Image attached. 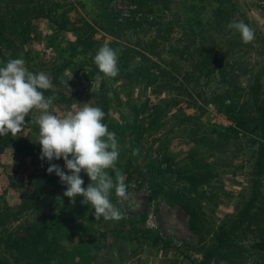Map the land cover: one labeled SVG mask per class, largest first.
I'll use <instances>...</instances> for the list:
<instances>
[{
    "label": "rangeland",
    "instance_id": "rangeland-1",
    "mask_svg": "<svg viewBox=\"0 0 264 264\" xmlns=\"http://www.w3.org/2000/svg\"><path fill=\"white\" fill-rule=\"evenodd\" d=\"M2 1L4 30L23 34H3L10 41L0 42V67L22 58L29 71L45 72L53 88L44 95L56 97L53 114L87 102L104 111L103 123L119 146L115 168L106 171L114 181L117 171L124 174L127 199L110 196L122 219L96 220L83 197L71 203L63 196L66 188L44 186L48 173L33 110L23 131L10 135L38 147L35 155L16 152L8 142L0 147V234L56 214L63 225L52 234L65 256L50 264H199L200 241L188 215L157 189L196 197L208 228L233 221L247 201L260 108L264 112V0H33L29 14L13 23V11L25 0ZM232 21L251 27L254 40L244 44L227 28ZM90 40L98 42L89 46ZM104 44L119 50L114 78H103L93 61ZM202 45L217 58L205 77L197 66ZM144 57L150 59L147 72L136 69ZM154 62L171 76L159 75ZM258 75L256 106L247 89ZM238 111L251 121L248 131L234 122ZM245 233L246 253L253 251L245 264H264V242L251 247L253 234ZM0 256L10 264L26 262Z\"/></svg>",
    "mask_w": 264,
    "mask_h": 264
},
{
    "label": "clouds",
    "instance_id": "clouds-1",
    "mask_svg": "<svg viewBox=\"0 0 264 264\" xmlns=\"http://www.w3.org/2000/svg\"><path fill=\"white\" fill-rule=\"evenodd\" d=\"M227 28L239 33L244 44L255 38L254 30L243 21H232ZM118 51L104 44L96 52L93 61L103 78L118 75ZM51 88L49 76L43 71H29L22 58L10 59L0 67V136H17L29 122H25L29 113L38 112L31 123L38 126L39 158L49 162L47 173H55L67 186L63 196L71 203L77 196L83 197L81 203L94 208L96 220L122 219L110 196L114 192L116 197L127 199L125 176L117 171L114 181L106 171L115 168L119 146L115 133L103 123L104 111L87 102L74 111L53 114L50 109L56 97L44 95ZM137 153L138 149H134L132 154ZM60 159L64 161L63 169L51 163ZM82 172L89 178L87 187H82Z\"/></svg>",
    "mask_w": 264,
    "mask_h": 264
},
{
    "label": "trees",
    "instance_id": "trees-1",
    "mask_svg": "<svg viewBox=\"0 0 264 264\" xmlns=\"http://www.w3.org/2000/svg\"><path fill=\"white\" fill-rule=\"evenodd\" d=\"M12 1V0H11ZM33 0L22 1L20 7L16 8L12 13L11 23L16 22L15 17H25L29 14L27 5H30ZM138 0H130V2H136ZM6 2V0L2 1ZM8 2V0H7ZM14 3V1H12ZM15 7V5H13ZM220 7H218L219 10ZM3 16L0 15V42L6 40L9 42V37H4V33L7 34H23V32H16L15 29L11 31L4 30L5 24H3ZM89 46L97 43L98 41L90 40ZM12 44V41H11ZM202 51L203 58H201L197 65L200 70L199 74L204 77L209 75L216 66L217 58L212 51L206 46L202 45L198 50ZM0 51H2L0 49ZM140 54V53H139ZM144 61H141L136 69L146 70L150 59L144 57ZM161 60V59H160ZM158 67V74L161 76H171V70L165 66H158L156 62L153 63ZM172 65L173 63H169ZM167 66V63H166ZM220 74L222 70H218ZM147 77L150 79V74L147 73ZM259 75L254 78L253 83L248 87L247 91L251 94L252 103L258 105V98L261 89V81ZM224 79V75H222ZM151 82L154 79H150ZM231 105L227 104L225 109L230 110ZM260 108V107H258ZM243 114V111H238L236 116H232L234 122L242 130H247L249 127V121ZM231 117V115H228ZM254 120V119H252ZM256 121V120H254ZM157 122V118L153 117L151 123ZM258 141H257V154L255 160L248 174L250 176V193L247 201L238 210L235 219L229 223H223L221 225L213 226L208 228L203 218L201 217L200 206L197 202V198L187 194L184 191L168 190L163 187L157 190L160 194L166 197L169 203H178L180 207L184 209L188 215V227L191 232L198 236L199 239V252L201 259L199 264H245L246 255H252L253 251L246 253V245L242 243L245 237V229H249L250 233L253 234L252 245L259 246L264 242V112L260 108V115L258 118ZM143 132V131H142ZM139 131V133H142ZM237 134V131H235ZM5 142L10 143L16 152L24 154L35 155L38 147L32 143L27 142L23 139H14L10 134L0 136V147L7 145ZM53 164L59 165L62 169L64 168L63 159L51 161ZM149 165V171L151 172L156 164L155 160H152ZM41 165L44 168L49 167V162L46 160L41 161ZM67 171L66 169H64ZM81 178L84 180L82 187L88 185L90 181H85L89 178L85 173H81ZM88 183V184H86ZM44 186L56 185L57 187L66 188L59 181V177L55 173L47 174L43 178ZM86 184V185H85ZM227 220V219H226ZM63 225V222L59 217L54 214L50 217L48 222L44 223H32L30 225L21 226L19 229L10 232H4L0 234V254H10L15 259H24L26 262L23 264H50L53 258H62L65 256L60 245L56 241V237L53 236L52 231L55 227L59 228ZM246 254V255H245ZM240 259V260H239ZM239 260V261H238ZM0 264H10L6 257L0 256Z\"/></svg>",
    "mask_w": 264,
    "mask_h": 264
}]
</instances>
